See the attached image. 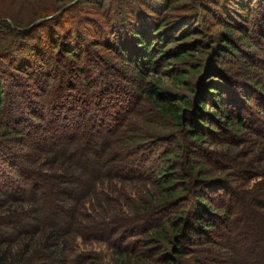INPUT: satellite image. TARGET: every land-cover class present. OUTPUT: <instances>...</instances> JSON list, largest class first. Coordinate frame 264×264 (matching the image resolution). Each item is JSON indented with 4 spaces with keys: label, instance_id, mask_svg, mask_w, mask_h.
<instances>
[{
    "label": "trees",
    "instance_id": "1",
    "mask_svg": "<svg viewBox=\"0 0 264 264\" xmlns=\"http://www.w3.org/2000/svg\"><path fill=\"white\" fill-rule=\"evenodd\" d=\"M18 1L0 4V264H264V157L239 193L202 149L264 121V83L229 72L264 61V0Z\"/></svg>",
    "mask_w": 264,
    "mask_h": 264
},
{
    "label": "rangeland",
    "instance_id": "2",
    "mask_svg": "<svg viewBox=\"0 0 264 264\" xmlns=\"http://www.w3.org/2000/svg\"><path fill=\"white\" fill-rule=\"evenodd\" d=\"M6 1L8 0H0V4L5 3ZM20 2L21 1H18L16 3ZM4 7H8V5H4ZM18 8H22V10L26 11L28 7L19 4ZM69 16L71 18H73L74 16L78 17L76 13L69 14ZM217 29L222 30L223 28L218 27ZM243 47L245 48V50L247 49L245 45H242V49ZM250 49L251 51L254 50V48ZM245 57L248 58H233L230 61V77L234 78L235 81H237L235 82L237 83V86L241 85V87L252 91L251 86H253V84H258L260 82L264 83V61L261 63L260 68H257L258 66L252 67L250 66V64L252 63L250 61V56L247 54ZM157 78L165 87H177V81L174 78L162 75H158ZM256 95L253 93V95L251 96L252 101H255ZM251 105L252 109H250V107H246L247 109L243 107L241 109V111L239 112L241 119L248 117L249 113H253L255 115V111H257L256 103L252 102ZM253 117L255 119H252V122L250 123L252 125V128L248 125L249 129L242 132L240 137L229 135V131L226 129L224 132L221 131L220 135H218L217 137H211L209 140H206L202 143V149H205L204 151H206L205 155L208 157V152L212 153L209 156L213 155V158H211L212 162L210 163L205 162L206 160L204 159H201L202 162H205V166L207 171L209 172V175H211L213 179L219 178L221 180L220 183H223L222 185H225L228 188H237V191L239 193L241 191H245L246 189L252 190V188H254L253 186H255L256 183H258V181L262 179L253 178V175H257L255 173H258L257 168L261 167L262 164L257 166V161L253 165H251V163L254 162L252 159L255 157H264V134L261 133L264 130V121H262V119H260L258 116ZM240 163H243V165ZM241 168H243V170L240 174L239 170H241ZM226 198L227 196L225 197V199ZM229 200L230 199L227 198L226 203H228ZM92 247L102 249L104 246L98 247V245H95Z\"/></svg>",
    "mask_w": 264,
    "mask_h": 264
}]
</instances>
